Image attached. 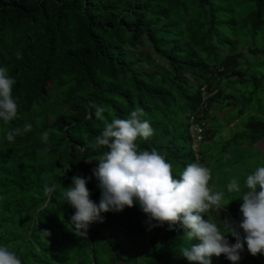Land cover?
Masks as SVG:
<instances>
[{
  "label": "trees",
  "instance_id": "1",
  "mask_svg": "<svg viewBox=\"0 0 264 264\" xmlns=\"http://www.w3.org/2000/svg\"><path fill=\"white\" fill-rule=\"evenodd\" d=\"M0 65L15 78L18 97L16 118L0 123V243L22 264H198L179 255L190 242L178 222L149 230L135 203L102 213L86 237L76 236L67 224L74 210L61 193L73 175L88 176L90 199L98 201L91 173L98 161L90 158L103 149L93 138L135 106L153 128L139 146L156 148L174 175L191 162L209 166L203 146L218 129L206 125L211 111L231 109L227 124L249 114L230 140L261 141L264 0H0ZM89 100L105 106L103 120ZM26 122L30 131L4 139ZM193 124L202 126L195 149ZM45 185L54 188L45 193ZM226 207L238 223L239 209ZM240 256L237 264H264L246 247ZM212 264L233 262L221 254Z\"/></svg>",
  "mask_w": 264,
  "mask_h": 264
},
{
  "label": "clouds",
  "instance_id": "2",
  "mask_svg": "<svg viewBox=\"0 0 264 264\" xmlns=\"http://www.w3.org/2000/svg\"><path fill=\"white\" fill-rule=\"evenodd\" d=\"M14 83L15 78L8 74L7 67L0 65V123L6 124L17 116ZM87 106L90 111L94 110L96 118L104 119V105L89 100ZM145 117L144 109L135 106L125 117L114 116L106 121L94 136V145L103 149L90 158L98 161L91 173L97 181L99 199H90V190L86 187L88 176L71 177V184L63 187L61 193L74 210L67 221L70 230L76 236L86 237L91 223L103 221L102 213L118 212L135 203L145 214L149 230L165 222L172 228L178 222L184 229L183 236L190 242L179 254L187 261L212 264L213 257L223 254L237 264L245 247L251 255H264V164L246 174L242 184L233 176L226 185L227 192L235 194L233 198L242 200L238 223L227 218L219 219L220 223L204 219L201 213L207 215L210 209L220 210L226 205L224 191L215 190L209 184L211 170L204 164L188 163L174 175L171 162L156 148H141L138 139L146 140L153 134L151 123ZM31 128V123L26 122L22 128L8 130L4 139L12 141ZM41 140L47 145L48 131L41 133ZM53 188L54 185H45L44 191L48 193ZM43 233L49 235L48 230ZM228 235L235 238L233 243H229ZM193 240L196 242L192 243ZM0 264L22 262L14 250L0 243Z\"/></svg>",
  "mask_w": 264,
  "mask_h": 264
},
{
  "label": "rangeland",
  "instance_id": "3",
  "mask_svg": "<svg viewBox=\"0 0 264 264\" xmlns=\"http://www.w3.org/2000/svg\"><path fill=\"white\" fill-rule=\"evenodd\" d=\"M237 102H239V100ZM262 104H264V100L262 101ZM262 104L260 103L261 106ZM230 110L231 109H217V112L211 111L206 114V125L208 123L207 126L209 129L213 130L218 128L216 129L215 136L203 146L204 148H208L207 156L210 162L208 168L211 170L209 184L215 190H223L226 198L224 201L226 205L223 208L220 210L215 208L210 209V219L217 223H220L219 219H229V209L226 206L233 205L235 209H239V206L242 203V200L233 198L235 194L228 193L226 190V185L230 177H238L239 182L242 184L246 174L253 171L258 165L264 164V138L255 144H247L246 142L240 144L230 140L237 132H241L244 128V123L249 116V114L242 115L237 120L235 119L227 124L226 121L229 117H226V115ZM226 140H229L227 142L229 144L226 152L222 154V142H225ZM228 200L229 202L227 203ZM231 220L235 221L234 219ZM67 241L72 242V239H67ZM63 245L64 243L60 244L59 249H61Z\"/></svg>",
  "mask_w": 264,
  "mask_h": 264
},
{
  "label": "built area",
  "instance_id": "4",
  "mask_svg": "<svg viewBox=\"0 0 264 264\" xmlns=\"http://www.w3.org/2000/svg\"><path fill=\"white\" fill-rule=\"evenodd\" d=\"M203 96L205 95L204 92L202 94ZM190 130H192V134H193V137H194V143L192 145L193 149L196 148V145L200 142V140L202 139V136H201V130H202V126L199 125V124H193L191 127H190ZM198 142V143H197Z\"/></svg>",
  "mask_w": 264,
  "mask_h": 264
}]
</instances>
